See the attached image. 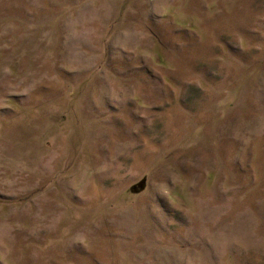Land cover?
Returning a JSON list of instances; mask_svg holds the SVG:
<instances>
[{
  "label": "rangeland",
  "instance_id": "rangeland-1",
  "mask_svg": "<svg viewBox=\"0 0 264 264\" xmlns=\"http://www.w3.org/2000/svg\"><path fill=\"white\" fill-rule=\"evenodd\" d=\"M0 264H264V0H0Z\"/></svg>",
  "mask_w": 264,
  "mask_h": 264
}]
</instances>
